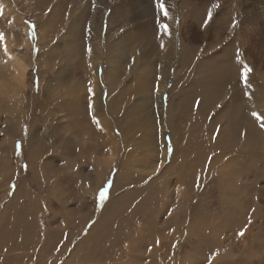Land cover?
Listing matches in <instances>:
<instances>
[{
	"label": "rangeland",
	"instance_id": "rangeland-1",
	"mask_svg": "<svg viewBox=\"0 0 264 264\" xmlns=\"http://www.w3.org/2000/svg\"><path fill=\"white\" fill-rule=\"evenodd\" d=\"M163 2L0 0V264H264V0Z\"/></svg>",
	"mask_w": 264,
	"mask_h": 264
},
{
	"label": "bare ground",
	"instance_id": "bare-ground-1",
	"mask_svg": "<svg viewBox=\"0 0 264 264\" xmlns=\"http://www.w3.org/2000/svg\"><path fill=\"white\" fill-rule=\"evenodd\" d=\"M165 1V0H164ZM186 1V0H185ZM180 2H181V0H180ZM188 2V1H187ZM180 5H182V4H180ZM183 7V6H182ZM184 8V7H183ZM19 68H20V75L21 76H24V74L26 73V68H25V66H23V64L22 65H20L19 66ZM21 78V77H20ZM113 81V80H112ZM119 106V105H118ZM104 127L107 129V132L109 133H111V126L109 125L108 126V123L107 122H105L104 123ZM76 129H78V124H77V126H76ZM88 128L86 127L85 129H82L81 128V132L83 133V134H86V135H88L87 133H92L93 131L92 130H90V129H88V131L87 132H84V131H86ZM112 132H113V134H114V131L112 130ZM12 133V132H11ZM104 137V136H103ZM114 137H116V135L114 134ZM110 139H111V136L109 135L108 136V144L109 145H112L111 147H115V146H117L118 145V140L116 139L115 140V144H113V143H111V141H110ZM107 141V140H106ZM116 141H117V145H116ZM121 141V140H120ZM115 148H117V147H115ZM2 150L5 152V153H8V152H10L11 153V151H12V146L11 145H9L7 142H6V144H5V146H3L2 147ZM34 152V151H33ZM165 153V152H164ZM164 156V155H163ZM36 157V156H35ZM165 157H166V155H165ZM164 158V157H163ZM36 159V158H35ZM166 159V158H165ZM34 160V159H33ZM164 161V160H163ZM38 170V169H37ZM99 187V186H98ZM21 202V201H20ZM20 206V205H19ZM81 207H82V205H81ZM92 207H93V205H92ZM30 208H31V205H28V207L27 206H25V205H23L22 206V208H21V212H20V216L21 217H23V220H26V224H24L25 226H29V220H30V218L32 217V216H34L35 217V215H36V217H37V213L39 212V211H37V212H35L34 213V210L31 208V210H30ZM83 209V208H82ZM89 209H91V208H89ZM18 211L16 212L15 211V213H14V217H18ZM57 215V214H56ZM33 217V218H34ZM35 220V219H34ZM2 225V224H1ZM0 225V226H1ZM5 225H6V223H4L1 227H4L5 228ZM58 226V225H57ZM54 227V226H53ZM52 228V227H51ZM61 228V227H60ZM98 228V227H97ZM136 228V227H135ZM49 231H50V229H48ZM95 230H96V228H95ZM58 231V228H56L55 230H53V232H51L50 234H49V236L48 237H46L45 238V236H44V246H43V248L40 250V251H43V253H45V255L44 256H42V260H41V263L42 264H49V263H47V262H49V261H47V259L48 258H50L49 257V255H51V253H53V251L55 250L54 248L57 246V245H54L56 242L58 243V239L57 238H54L55 237V233H58L57 232ZM18 232V234H20V237L18 236V235H16V236H14L15 237V239H16V242H12V240H15L14 238H13V232L12 231H10V233H8L7 231H5V232H2L1 233V235H0V246L2 247V250L1 251H3L6 247L7 248H9V249H13L14 247H16L17 245H19L20 246V248H21V250H24L25 249V245L22 243L21 245L19 244V241H21V240H27V238H28V242H27V244L26 245H28V244H33L32 246H31V249L33 248V249H35L36 250V247L38 248V244H37V242L39 241L38 239H37V235H38V232H31L30 231V228L28 227V228H25L24 230H18L17 231ZM48 233V232H47ZM46 233V234H47ZM25 235V237H22V236H24ZM29 235H32L31 237L32 238H30V236ZM45 235V234H44ZM51 236V237H50ZM62 236V235H61ZM94 236V235H93ZM102 237H103V239L104 240H106V245H105V242L103 241V239H101V243H100V245H99V247L98 246H96V247H94V245H92V243H91V245H88L87 247H88V249H89V252H86V251H84L85 253H88V256L86 257V259L84 260V264H89V261L91 260V257H92V255H96V258L94 259V263L93 264H117L118 262H117V259H118V257H125V259L127 260V262H126V264H135L136 262H138L139 261V258L138 257H135L133 254L132 255H130V254H128V253H122V249H124V247L122 246V245H118L117 246V248H116V250H115V247L114 248H109V250H108V243L110 244V242L113 240V239H111V237H106V235L105 234H103L102 235ZM22 238V239H21ZM131 238V244H129V245H127V247L129 246V247H136V240H133V238L132 237H127V239L126 240H129ZM41 239V238H40ZM42 240V239H41ZM90 241V240H89ZM96 240H95V236H94V240L92 241V242H95ZM22 242V241H21ZM26 242V241H25ZM91 242V241H90ZM39 243V242H38ZM56 243V244H57ZM99 244V243H98ZM23 246H24V248H23ZM41 246V245H40ZM52 247H53V251L51 252V249H52ZM86 247V248H87ZM97 247H98V249H97ZM39 249V248H38ZM61 251V250H60ZM82 251V253H83V249L81 250ZM96 251V252H95ZM109 251H111L112 252V254L111 253H108ZM59 252V251H58ZM134 252H136V251H134ZM138 252V251H137ZM41 253V252H40ZM60 253V252H59ZM93 253H95V254H93ZM140 253V252H139ZM54 254H57V253H55L54 252ZM74 254V253H73ZM76 255V254H75ZM80 255H82V254H80ZM78 256V255H77ZM95 257V256H94ZM79 258H81V257H74V258H71L72 259V261H77V262H81V260L79 259ZM104 258V259H103ZM13 259V258H12ZM75 259H77V260H75ZM124 259V258H123ZM185 259H186V257L184 258V260H182V262H181V264H185ZM174 262V259H171V260H169L168 261V264H172V262ZM157 262L158 261H152V262H148L149 264H157ZM51 264V263H50ZM80 264H82V263H80ZM139 264H145V262H144V260H140L139 261ZM176 264H178V263H176Z\"/></svg>",
	"mask_w": 264,
	"mask_h": 264
},
{
	"label": "snow or ice",
	"instance_id": "snow-or-ice-1",
	"mask_svg": "<svg viewBox=\"0 0 264 264\" xmlns=\"http://www.w3.org/2000/svg\"><path fill=\"white\" fill-rule=\"evenodd\" d=\"M218 5H213V7H217ZM157 7L158 9L162 12V14L164 15V17H168V9L165 5V3L163 2V0H157ZM207 19L210 21L212 19V12L211 10L209 11L208 13V17ZM161 35H165L167 34L168 36H171V31L169 29V26L167 24H161ZM32 28L34 29L35 26L33 25ZM4 41V36L2 34H0V42H3ZM5 51H7V47H6V44H5ZM88 52L91 53V48L89 46L88 48ZM251 68L249 67H245L243 69V77H244V83H245V86L248 85V75L249 73L251 72ZM158 90V89H157ZM199 104V102H197V105ZM254 117L260 122V126L261 128H264V115L260 114V113H253ZM107 191V189H105V192ZM100 199L101 201L104 200V192L101 193L100 195ZM246 231L247 229L244 228V229H241L237 235L239 237H243L245 234H246ZM216 255H219V253L217 252Z\"/></svg>",
	"mask_w": 264,
	"mask_h": 264
},
{
	"label": "trees",
	"instance_id": "trees-1",
	"mask_svg": "<svg viewBox=\"0 0 264 264\" xmlns=\"http://www.w3.org/2000/svg\"><path fill=\"white\" fill-rule=\"evenodd\" d=\"M33 30H34V29L31 27V31H32V32H33ZM21 150H22L21 145H18V152H19V154L17 153V154H18V160L21 161V162H23V158H24V155H25V154L22 153ZM23 164H24V163H23ZM22 169H23V168H22ZM108 188H109V186H107V188H105V189H107L106 192H105V189L100 190V191H99V194L101 195V193L104 192V197H107ZM97 198H98V197H97ZM99 201H100V200H99ZM99 206H100V204H99V202H98V207H99ZM101 206H102V201H101ZM101 206H100V207H101ZM101 208H102V207H101Z\"/></svg>",
	"mask_w": 264,
	"mask_h": 264
},
{
	"label": "crops",
	"instance_id": "crops-1",
	"mask_svg": "<svg viewBox=\"0 0 264 264\" xmlns=\"http://www.w3.org/2000/svg\"><path fill=\"white\" fill-rule=\"evenodd\" d=\"M55 253H57V252L55 251ZM52 254H54V252L51 253V255H52ZM55 256H58V253H57V255H55ZM51 259H55V258H51V257H50V260H51ZM56 263H57V260L55 261V263H54V260H53L51 264H56Z\"/></svg>",
	"mask_w": 264,
	"mask_h": 264
}]
</instances>
